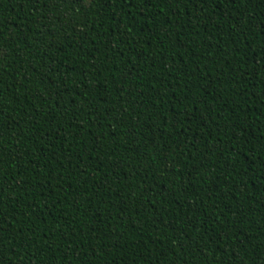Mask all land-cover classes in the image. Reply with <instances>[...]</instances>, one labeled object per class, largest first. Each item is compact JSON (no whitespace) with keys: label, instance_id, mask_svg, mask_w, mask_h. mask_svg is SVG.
Returning a JSON list of instances; mask_svg holds the SVG:
<instances>
[{"label":"trees","instance_id":"1","mask_svg":"<svg viewBox=\"0 0 264 264\" xmlns=\"http://www.w3.org/2000/svg\"><path fill=\"white\" fill-rule=\"evenodd\" d=\"M0 264H264V0H0Z\"/></svg>","mask_w":264,"mask_h":264}]
</instances>
